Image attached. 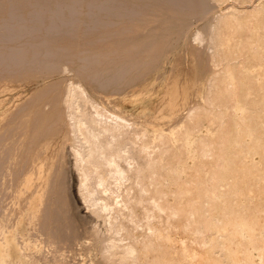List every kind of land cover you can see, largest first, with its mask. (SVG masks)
<instances>
[{"label":"bare ground","instance_id":"obj_1","mask_svg":"<svg viewBox=\"0 0 264 264\" xmlns=\"http://www.w3.org/2000/svg\"><path fill=\"white\" fill-rule=\"evenodd\" d=\"M0 264H264V0H0Z\"/></svg>","mask_w":264,"mask_h":264},{"label":"rangeland","instance_id":"obj_2","mask_svg":"<svg viewBox=\"0 0 264 264\" xmlns=\"http://www.w3.org/2000/svg\"><path fill=\"white\" fill-rule=\"evenodd\" d=\"M129 109V107H127Z\"/></svg>","mask_w":264,"mask_h":264}]
</instances>
